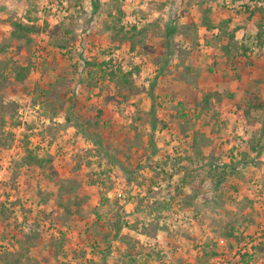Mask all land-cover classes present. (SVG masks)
Segmentation results:
<instances>
[{"label": "rangeland", "instance_id": "rangeland-1", "mask_svg": "<svg viewBox=\"0 0 264 264\" xmlns=\"http://www.w3.org/2000/svg\"><path fill=\"white\" fill-rule=\"evenodd\" d=\"M105 262L264 264V0H0V264Z\"/></svg>", "mask_w": 264, "mask_h": 264}, {"label": "trees", "instance_id": "trees-1", "mask_svg": "<svg viewBox=\"0 0 264 264\" xmlns=\"http://www.w3.org/2000/svg\"><path fill=\"white\" fill-rule=\"evenodd\" d=\"M92 3H95V1H92ZM12 25H13L12 34H16L15 30H16L17 27H22L21 24H17V23H12ZM173 31H174L173 27H171V26L167 27V29H166V39H165V44L166 45L170 44V42H171L170 37H171V34L173 33ZM119 228H120V224L117 225V229H119ZM105 264H107V263L105 262Z\"/></svg>", "mask_w": 264, "mask_h": 264}]
</instances>
